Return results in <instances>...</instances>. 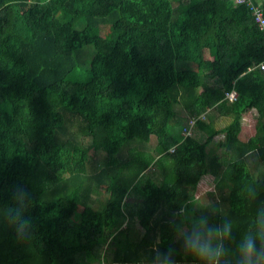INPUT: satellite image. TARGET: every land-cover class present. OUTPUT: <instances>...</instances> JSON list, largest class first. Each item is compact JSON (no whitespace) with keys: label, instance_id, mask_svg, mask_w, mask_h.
<instances>
[{"label":"trees","instance_id":"1","mask_svg":"<svg viewBox=\"0 0 264 264\" xmlns=\"http://www.w3.org/2000/svg\"><path fill=\"white\" fill-rule=\"evenodd\" d=\"M263 62L249 3L0 0V264H108L111 247L119 264H205L180 243L209 232L228 247L219 264H247L241 238L264 245V71H251ZM251 110L256 133L243 141ZM222 116L232 121L218 129ZM205 176L207 203L193 193ZM17 209L30 238L9 222ZM135 221L146 237L124 244Z\"/></svg>","mask_w":264,"mask_h":264},{"label":"clouds","instance_id":"2","mask_svg":"<svg viewBox=\"0 0 264 264\" xmlns=\"http://www.w3.org/2000/svg\"><path fill=\"white\" fill-rule=\"evenodd\" d=\"M14 198L21 204H24L29 199V193L23 186H17ZM9 222L16 227V234L19 239L31 237L32 222L30 219L24 218L21 209L10 213ZM230 232L231 225L229 224L225 225L222 231L216 229L215 236L220 238L229 235ZM185 246L193 255L204 261L205 264H219L218 258L223 254L222 245L218 244L216 247H213L211 239H202L199 236L186 240ZM239 250L246 257L247 264H252L253 258H264V245H262L258 253L256 241L251 234H246L241 238Z\"/></svg>","mask_w":264,"mask_h":264},{"label":"rangeland","instance_id":"3","mask_svg":"<svg viewBox=\"0 0 264 264\" xmlns=\"http://www.w3.org/2000/svg\"><path fill=\"white\" fill-rule=\"evenodd\" d=\"M176 8L177 10L179 9V4L175 2ZM176 17V16H175ZM85 26V20L84 19H79L75 22V29H79L82 30L83 27ZM109 31H107L108 33ZM106 33V34H107ZM102 35V34H101ZM105 36V35H102ZM83 54H81V58L83 59V63L85 65L89 64L91 62V58L94 55V46L90 45V46H86L83 49ZM181 108H179L180 110ZM183 111V110H182ZM181 111V112H182ZM256 118H257V111L256 110H251L250 113H248L242 122V132L240 134V138H242L244 141H247L249 138L253 137L256 133ZM232 121V118L229 117H223V118H216V127L218 129L224 128L225 126H227L230 122ZM223 138V135H218L216 137V140H220ZM156 143V141H153L149 144V146H146L145 149H147V151H152L153 150V146ZM172 153V152H171ZM90 155L93 159H95L96 157V152L94 150H92L90 152ZM101 191H103L101 194L99 195H95L94 196V200L95 203L93 204L95 206L96 209L100 210L102 208H104L106 206L107 203V194L105 191V187L104 189H101ZM215 191V182H214V178L212 176H205L202 181L199 184V187L197 188L196 191H194V197L201 199L203 201V203H207L209 200L208 197V193ZM75 203L72 205L73 208L75 207ZM192 217V216H191Z\"/></svg>","mask_w":264,"mask_h":264},{"label":"crops","instance_id":"4","mask_svg":"<svg viewBox=\"0 0 264 264\" xmlns=\"http://www.w3.org/2000/svg\"><path fill=\"white\" fill-rule=\"evenodd\" d=\"M258 4H260L263 7V2L262 1L258 2ZM207 58L210 59V60H214V58L210 54H208ZM230 103H232V102H230ZM223 117H226V116H222L220 118H223ZM196 199H198V198H196ZM190 213L193 214V212H190ZM187 229L188 228L180 229V231L174 237V239H175L176 242L181 240V236L184 235V233L187 231ZM121 230L124 232V236L121 239V241L124 244H141V242L146 237V230L144 228H142L141 225H139L138 221H135L133 224H130V226H128V227H127V225H124ZM213 238H214L213 233L212 232H209L208 235L205 234V236H204L203 239H211L212 240ZM186 240H188V238L182 240V242L180 243V244H183V246H182V250L183 251H185V249H186V246H185ZM110 244H115V243L111 242ZM220 245H222L223 248L227 246L226 244H220ZM236 245L237 244H232L233 247H236ZM227 251H228V247L225 250H223V253H225L226 254V257L228 258L230 256V254L229 253L227 254ZM107 254H108V257L109 258H108V260H107L106 263H108V264H119V262L113 258L115 252H114V249L112 247L111 248H108ZM242 256H243V259L246 258L244 255H242ZM243 262L244 261H242L240 264H242ZM126 264H132V263H126ZM133 264H135V262ZM147 264H199V263H198V261H197L196 258L190 259V257H189L188 262H184V263H180V262H177V263H162L160 261H156V262H149V261H147Z\"/></svg>","mask_w":264,"mask_h":264},{"label":"built area","instance_id":"5","mask_svg":"<svg viewBox=\"0 0 264 264\" xmlns=\"http://www.w3.org/2000/svg\"><path fill=\"white\" fill-rule=\"evenodd\" d=\"M237 3H249L252 9V14L255 20V23L257 26L264 31V8L259 4L258 6L254 5L252 0H236ZM261 69L264 71V62L256 68L251 69V71ZM226 99L229 100L230 102H235L238 99V94L235 91H232L230 93H227ZM203 118H205L203 116ZM196 120H192L190 122V127H192L195 124ZM174 151V149H172Z\"/></svg>","mask_w":264,"mask_h":264}]
</instances>
